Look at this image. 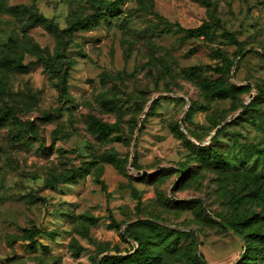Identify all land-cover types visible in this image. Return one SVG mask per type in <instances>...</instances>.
Listing matches in <instances>:
<instances>
[{
    "label": "rangeland",
    "instance_id": "1",
    "mask_svg": "<svg viewBox=\"0 0 264 264\" xmlns=\"http://www.w3.org/2000/svg\"><path fill=\"white\" fill-rule=\"evenodd\" d=\"M101 10L0 0V264H100L138 248V222L153 264H264V0H123L126 29ZM207 21L210 38L185 36ZM220 76L224 99L202 84ZM151 222L191 236L172 250Z\"/></svg>",
    "mask_w": 264,
    "mask_h": 264
},
{
    "label": "trees",
    "instance_id": "2",
    "mask_svg": "<svg viewBox=\"0 0 264 264\" xmlns=\"http://www.w3.org/2000/svg\"><path fill=\"white\" fill-rule=\"evenodd\" d=\"M123 0H93V5L95 6V12L93 16L90 18L94 20V18H97V16H104L106 13H104L101 8L102 7H107L108 11L110 12L109 15V20L110 24L116 26L117 28L121 29H126L129 25V16L123 14V12L119 11V5L121 4ZM33 22L32 24H37L41 23L46 26L49 30H54L55 27L52 23H47V18L43 15H40L38 13H32L30 14ZM83 24V21H80L76 23L75 27H80ZM214 26V23L211 21H207L202 23L201 25L197 27H191V28H184L183 30L185 31L187 37H200L204 36L206 38L211 37V29ZM224 32L232 39L234 43H237L240 45L239 40L235 36L234 33L230 32L228 29H225ZM57 38L60 43H63L61 36L57 35ZM32 48L34 50H38L39 46L36 44L32 45ZM219 55L222 54L224 56V61L229 67L234 66V61L227 55L221 52H217ZM6 64L15 67V68H20L23 70H27L28 66L23 65L22 62H17L14 59L9 58V56L5 57ZM214 71L216 73H222L224 74V69L223 68H215ZM224 76H220L218 78L209 80V81H204L203 84V89L204 91L208 94L213 96L214 98H219V99H224L232 94V89L227 87V85L224 82L223 79ZM92 126L96 129L98 134L106 138L112 131L113 126L110 124H107L99 119L94 118L92 122ZM220 129H217V133L219 132ZM203 150H206L208 155L207 160H209L210 156L211 158H217V153L212 151L211 149H206L205 147ZM205 160V158H204ZM82 176L80 172L77 173V171H72L68 174H65L63 176H54L53 181H50L51 186H55L56 184L60 182H66L73 180L76 177ZM99 183L101 184L102 188L105 190L106 185L103 180H99ZM141 223H132L128 225L125 229V233L128 237L134 239L135 241L138 242V248L133 251V252H127L125 255H105L101 259L100 264H153L154 260L158 258L160 253L153 252L152 250H149V248L146 246V243L148 242V237L143 231H140L137 229V226H139ZM149 225L152 228L156 229H165L169 234L173 235V240H168L167 242L165 241L164 238H161L162 242H166L165 244L169 246L172 250H177L178 248V243L181 238H188L191 236L190 232L186 231H181V230H175V229H170L166 226L156 224V223H149ZM28 233V238L31 239L34 243L35 242V236L39 235L41 232L37 229V227H33L31 229H26L25 230ZM45 235L49 236L50 238L53 237V232L51 231H45ZM200 264H207L205 258L203 256L198 257ZM238 264H255L254 261L248 258L247 254H244L243 258Z\"/></svg>",
    "mask_w": 264,
    "mask_h": 264
}]
</instances>
